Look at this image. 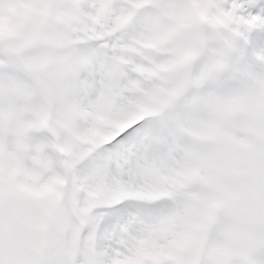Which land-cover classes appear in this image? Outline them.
Returning a JSON list of instances; mask_svg holds the SVG:
<instances>
[{
  "label": "snow or ice",
  "instance_id": "snow-or-ice-1",
  "mask_svg": "<svg viewBox=\"0 0 264 264\" xmlns=\"http://www.w3.org/2000/svg\"><path fill=\"white\" fill-rule=\"evenodd\" d=\"M0 264H264V0H0Z\"/></svg>",
  "mask_w": 264,
  "mask_h": 264
}]
</instances>
